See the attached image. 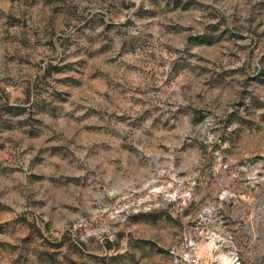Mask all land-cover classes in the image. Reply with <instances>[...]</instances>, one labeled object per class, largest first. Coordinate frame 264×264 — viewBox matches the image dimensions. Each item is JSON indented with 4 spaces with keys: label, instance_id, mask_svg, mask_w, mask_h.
<instances>
[{
    "label": "rangeland",
    "instance_id": "374dc122",
    "mask_svg": "<svg viewBox=\"0 0 264 264\" xmlns=\"http://www.w3.org/2000/svg\"><path fill=\"white\" fill-rule=\"evenodd\" d=\"M0 264H264V0H0Z\"/></svg>",
    "mask_w": 264,
    "mask_h": 264
}]
</instances>
